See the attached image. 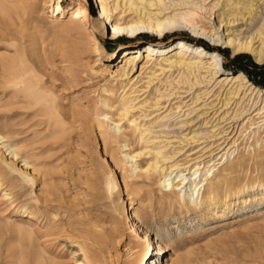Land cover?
I'll use <instances>...</instances> for the list:
<instances>
[{
	"label": "rangeland",
	"instance_id": "1",
	"mask_svg": "<svg viewBox=\"0 0 264 264\" xmlns=\"http://www.w3.org/2000/svg\"><path fill=\"white\" fill-rule=\"evenodd\" d=\"M87 1L40 0V9H34L31 0H0V55L30 59L34 74L43 76L47 88L62 103L63 113L68 115L77 107L82 119L71 125L66 117L67 125L74 129L70 137L68 134L56 148L35 159L46 161L38 166L45 176L30 169L25 171L28 177L19 172L6 173L3 167H8L0 157L4 177L0 188V264H81L79 259L86 261L85 256L92 251L99 252L100 264H134L136 255L148 246L153 255L147 264H154L155 258L156 264H172L171 256L188 250L192 251L189 260L178 264H264V216L242 215L264 206L254 199L257 189L244 195L254 199L248 203L240 194L233 196L227 207L180 213L168 204L170 191L158 185L160 177L126 185L124 175L130 165L123 166L118 160V146L105 148L95 128L96 115L85 114L95 105V90H100L108 79L95 70L111 63L118 65L127 50L148 42L169 43L182 38L191 44L207 45L223 54L228 72H244L263 93L264 63H257L248 53L233 55L230 48L216 46L188 29L167 33L163 39L152 33L116 38L110 28L104 31L94 24L97 4L90 0L92 11ZM57 4L64 12L59 16L61 22L52 20L51 10ZM75 13L78 15L74 17ZM208 17L203 13L198 21L206 26ZM34 55L43 58V66ZM145 76L139 86L146 81ZM1 90L0 99L12 95V91L4 94ZM117 93L122 94L121 90ZM16 110L12 104H0V130L26 151L30 133L17 134L20 117ZM236 138L238 150L226 164L232 169L226 174L218 172L206 190L225 179L250 184L264 178V126L257 134L248 129ZM132 142L138 147L135 140ZM151 158L149 154L143 156L142 164ZM242 161L245 163L240 164ZM22 164L18 161L16 168L23 169ZM140 175L134 173V179ZM135 209L141 219L138 224L132 216ZM223 219L234 222L223 227ZM211 224L217 227L212 229ZM101 229L107 238L97 242L96 234ZM170 235L173 249L159 253L156 241Z\"/></svg>",
	"mask_w": 264,
	"mask_h": 264
},
{
	"label": "bare ground",
	"instance_id": "2",
	"mask_svg": "<svg viewBox=\"0 0 264 264\" xmlns=\"http://www.w3.org/2000/svg\"><path fill=\"white\" fill-rule=\"evenodd\" d=\"M95 1L98 17L94 24L104 31L110 28L116 38L152 33L163 39L167 33L188 29L216 46L230 48L233 55L248 53L257 63H264V0ZM87 2L93 11L90 0ZM40 6V0H31V8L40 9ZM51 11L52 20L61 22L59 16L64 12L59 4ZM203 13L209 15L206 26L198 21ZM34 56L39 58L34 61H40L43 66V58ZM95 71L108 79L100 90H95V105L85 114L96 115L95 128L105 148L118 146V160L123 166L130 165L124 175L126 185L160 177L158 185L170 191L168 204L177 207L180 213L227 207L231 198L240 194L245 203L254 199L264 203L263 177L250 184L225 179L219 186L206 190L218 172L226 174L232 169L233 166L226 164L238 150L237 134L248 129L257 134L264 126L263 90L244 72H228L220 51L208 50L182 38L169 43L148 42L127 50L118 65L111 63ZM144 76L146 81L139 86ZM46 83L41 74H34L30 59L0 55L1 91L4 94L12 91L9 98L0 99V104L17 108L18 135L30 133L26 140L28 150L24 151L0 130V157L8 167H3L6 173L19 172L26 177L25 171L30 169L42 175L38 166L46 161L35 159L53 150L68 134L70 137L74 129L67 125L66 117L71 119V125L82 121L77 107L70 109L68 115L63 113L62 103ZM118 90L122 94L118 95ZM244 105L249 108L243 110ZM134 140L138 147L133 145ZM148 154L151 160L142 164V157ZM180 155L185 158L180 160ZM18 161L23 163V169L16 168ZM136 172L141 175L134 179ZM3 184L0 173V188ZM251 189L258 190L254 199L244 196ZM4 195L12 198L11 193ZM249 213L262 218L264 206L242 215ZM132 216L138 224L141 219L137 209ZM232 222L223 219L220 226ZM96 235H99L95 238L97 242L107 238L102 229ZM173 247L171 235L156 241L159 253ZM152 255L151 246L145 247L136 255L134 264H147ZM191 255L189 250L174 254L170 261L172 264L186 262ZM85 257L86 261L79 259L81 264L101 263L97 251ZM153 263H158L156 258Z\"/></svg>",
	"mask_w": 264,
	"mask_h": 264
},
{
	"label": "trees",
	"instance_id": "3",
	"mask_svg": "<svg viewBox=\"0 0 264 264\" xmlns=\"http://www.w3.org/2000/svg\"><path fill=\"white\" fill-rule=\"evenodd\" d=\"M206 48L209 49V47L207 45H206ZM209 50H211V49H209Z\"/></svg>",
	"mask_w": 264,
	"mask_h": 264
}]
</instances>
